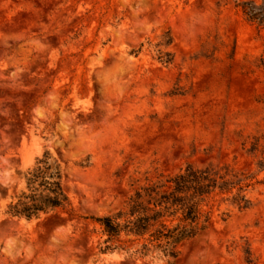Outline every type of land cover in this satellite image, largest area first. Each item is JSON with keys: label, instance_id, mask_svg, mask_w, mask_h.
I'll return each mask as SVG.
<instances>
[{"label": "rangeland", "instance_id": "rangeland-1", "mask_svg": "<svg viewBox=\"0 0 264 264\" xmlns=\"http://www.w3.org/2000/svg\"><path fill=\"white\" fill-rule=\"evenodd\" d=\"M248 1L0 0V264H264V26ZM45 152L72 214L7 219ZM188 164L252 175L253 207L175 260L100 254L93 219L133 179Z\"/></svg>", "mask_w": 264, "mask_h": 264}, {"label": "trees", "instance_id": "trees-1", "mask_svg": "<svg viewBox=\"0 0 264 264\" xmlns=\"http://www.w3.org/2000/svg\"><path fill=\"white\" fill-rule=\"evenodd\" d=\"M240 6L250 21L264 26V0ZM170 42L169 38L164 44ZM24 179V189L6 207L7 219L32 221L61 211L72 214L61 164L49 152L36 160ZM252 180V175L231 165L192 164L176 173H146L133 179L122 206L93 219L101 236L99 253L116 252L133 261L175 260L180 246L206 233L216 216L225 222L234 210L253 207L248 196Z\"/></svg>", "mask_w": 264, "mask_h": 264}]
</instances>
